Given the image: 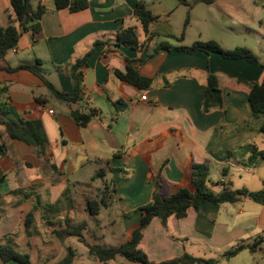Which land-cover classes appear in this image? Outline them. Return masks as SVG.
Segmentation results:
<instances>
[{"label": "crops", "instance_id": "obj_1", "mask_svg": "<svg viewBox=\"0 0 264 264\" xmlns=\"http://www.w3.org/2000/svg\"><path fill=\"white\" fill-rule=\"evenodd\" d=\"M10 1L0 0L2 28L15 18ZM139 1L87 0L85 9L72 12L68 8L55 9L54 0H32L33 10L38 6L46 9L37 21L39 31L34 35L23 32L14 51L0 59V89L4 88L0 105L12 108L23 119L41 121L47 138L46 155L38 158L27 144L8 139L0 124V144L6 148L5 155L0 157V197L4 211L0 218V238L15 236L18 251L29 255L31 264H59L67 257L68 249L74 253L71 264H95L86 261L85 254L104 264L91 257L77 239L67 237L60 241L54 235L53 228L85 219L87 196L101 197L105 193L109 197L100 207L99 215L89 221L88 228L94 238L84 232L87 241L94 244L106 237L98 231L102 225L95 220L114 206H119L123 221L124 229L119 237L124 241L130 236L140 216L129 214L149 202L158 174L166 189L176 191L189 177L192 164L206 163L209 168L221 167L219 181L208 183L217 188V192L212 190L214 194L230 184L227 177L233 172L257 175L264 185V161L247 167L248 155L244 149L254 145L264 151L256 143L262 135L256 132V124L246 126L251 117L247 96L254 84L262 81V69L245 61H229L202 52L191 55L178 51L154 52L163 42L175 46L168 42L174 38L173 26L169 14L161 19L145 3L157 19L150 26L155 35L144 47L147 36L134 16ZM197 4L205 5L211 20L221 24L225 18H233L241 25L251 19V25L243 28L255 32L260 38L257 44L264 46V0H213L211 4ZM223 26L220 27L228 29ZM128 28L137 32L138 43L142 45L137 49L115 44L116 36ZM210 40L214 39L202 42ZM97 42L102 43L101 47L81 69L83 93L77 104L56 100L31 71L11 70L20 65L40 66L42 74L58 91L72 95L70 67ZM128 67L147 84L137 88L117 77V73L125 74ZM207 73L217 79L222 108L204 115L201 87ZM144 95L146 101H141ZM116 103L121 106L115 107ZM76 109L83 114L95 110L98 115L85 126H79L70 116ZM234 150H241L243 155L236 158ZM87 153L93 155L91 162L98 169L87 182L71 181L77 170L82 169L81 158ZM28 171L33 172V178ZM18 190H27L31 196L21 201L13 194ZM65 190L72 195V205L65 200L57 203ZM246 190L253 192L249 187ZM258 205L259 208L245 209L240 202L203 203L199 213L189 210L182 219H168L167 228L154 218L143 231L139 247L155 263L171 258L168 256L188 254L207 260H217L210 256H218L220 264L226 259L223 255L242 244L245 237L252 238L264 230V204ZM32 210L35 219L28 238L24 223ZM108 225L114 226V221ZM238 241L241 242L234 247ZM184 243L191 247L186 248ZM80 247L82 252L78 250Z\"/></svg>", "mask_w": 264, "mask_h": 264}, {"label": "trees", "instance_id": "obj_2", "mask_svg": "<svg viewBox=\"0 0 264 264\" xmlns=\"http://www.w3.org/2000/svg\"><path fill=\"white\" fill-rule=\"evenodd\" d=\"M32 0H11L10 6L14 14V21L6 28L0 26V59L3 60L11 51L15 49L18 41L23 32L29 31L31 35H34L39 31L37 21H39L42 15L46 12V9L42 6H38L33 10L31 6ZM189 9L194 4L204 3L211 4L213 0H193L191 3L185 2V0H178ZM55 9L68 8L70 11L75 12L83 10L87 7V0H54ZM134 16L141 24L143 33L147 36L144 40V47L149 44L155 32L150 30V26L156 21V17L146 8L145 4L139 1L134 9ZM188 20H186L187 25ZM18 25V27L15 25ZM183 40V35L176 38L177 42ZM115 44L117 46L129 47L137 49L142 45L138 43V35L134 28H128L125 31L119 33L115 38ZM102 43H95L92 49L85 54L82 58L76 60L70 67L69 77L73 87V94L58 91L36 67H28L20 65L12 71L17 70H29L34 75L39 77L43 82L48 92L59 102L64 104H77L81 100V94L83 93V82L81 69L86 66L88 59L95 51L101 47ZM158 50H165L168 52L178 51L185 52L187 54H195L198 52L205 53L206 55H218L222 59L229 61H245L249 64L260 67L264 72V65H262L257 56L245 48H236L232 51L222 50L217 43L213 41L208 42H195L192 46H171L167 42L158 44L154 52ZM117 77L120 79L140 88L142 85L147 84L146 81L140 79L131 68H127L125 74L117 73ZM4 91V88L0 89V93ZM202 91V103L201 112L206 115L213 111L220 110L222 108V95L218 87L216 77L207 73L204 85L201 87ZM248 103L251 108V117L246 121V126L256 124V132L264 135V77L261 82L255 83L247 96ZM120 103H116L115 107H120ZM95 110H91L88 114H83L80 110H72L70 113L71 118L79 126H85L93 117L97 116ZM0 124L4 127L6 135L10 140L21 141L30 146L35 155L38 158H44L47 150V138L41 121L39 120H26L19 117L12 108L0 105ZM247 151V161L245 165L247 167H255L258 162L264 161V151H260L254 145H248L244 148ZM6 148L0 144V157L4 156ZM100 172L98 171V175ZM225 175V171H223ZM209 166L204 164H192L191 173L187 179L184 180V185L179 187L174 193L168 197H164L161 194V189L164 187L163 180L160 174L155 176V187L150 196L148 203L138 207L132 211L129 215L138 214L140 216L138 226L133 229L128 238L119 244L117 247H102L95 244H91L87 241L84 232H88L92 238L94 235L88 228L89 221H94L95 217L99 215L100 207L105 205L108 196L105 193L102 196L90 195L85 199L84 214L85 219H80L76 223H68L64 227L54 229V235L62 241L64 238L72 237L77 239L88 251V254L97 259L98 261L106 264L109 261L115 260L117 257H121L128 263L136 264H218L217 260H205L200 258H194L188 254H183L181 257L171 259L167 261H161L158 263H151L147 256L140 250V242L142 239L143 231L148 227L154 218L159 219L162 223H165L168 219L174 217L182 219L187 215L189 210H193L195 213H199V207L203 203L220 204H234L244 199H250L255 203L264 204V190L257 192H250L246 189H232L230 184L225 186L218 194H214L208 187L209 183ZM27 190H18L13 194L19 196L21 201L27 200L31 193ZM69 190H65L60 200L70 202L72 205L73 199ZM4 211L1 209V197H0V218ZM35 219V210L30 211L25 217V231L27 237L31 236L30 228ZM263 240L261 238L256 239L252 244H238L232 250L227 251L223 257L230 259L235 257L243 250H248L251 253H255L257 248L261 250L260 245ZM74 259V253L71 249H68L67 257L59 264H71ZM0 262L1 264H31L29 255L20 253L18 251V245L15 242V236L8 235L0 238Z\"/></svg>", "mask_w": 264, "mask_h": 264}, {"label": "rangeland", "instance_id": "obj_3", "mask_svg": "<svg viewBox=\"0 0 264 264\" xmlns=\"http://www.w3.org/2000/svg\"><path fill=\"white\" fill-rule=\"evenodd\" d=\"M142 3H145L148 8H151L153 11L157 13L161 17V19H165L166 17L164 14H169V18L171 21V24L173 26V37L168 40L172 45H182L186 47H190L197 42H202L203 40H206L208 38H212L217 45L225 51H232L236 48H245L252 52L255 56L259 57L260 62L264 63V46H259L256 40H259L255 34V32H251L249 30H245L243 26H250L251 25V19L245 20L244 25L238 24L235 19L231 18H225L223 23L221 24L220 21H212L211 16L207 12V8L205 5L197 4L193 5L192 9H189L188 6H179L178 0H140ZM193 0H188V3H191ZM237 11V10H236ZM186 20H188L186 25ZM228 27V29H223L220 26L221 25ZM223 26V27H224ZM254 29V28H252ZM183 35V40L181 42H177L175 38H178ZM208 42V41H206ZM204 43V42H202ZM34 65V64H33ZM35 66V65H34ZM38 70L43 71L42 67L35 66ZM86 133V131H84ZM257 138L260 140H263L261 143L260 140H257L256 143L259 144V147L264 150V135H259ZM256 138V139H257ZM254 139V140H256ZM253 140V141H254ZM251 142V140H250ZM94 153V149H91ZM242 150V149H241ZM241 150H234V156L236 158H240L243 153H241ZM103 156L104 153L100 152ZM101 156V157H103ZM106 156V155H105ZM109 158V156H107ZM93 155L87 153L86 155H83L81 159H83V166L82 169L77 170V173L74 174V176L70 179L71 181L75 180H83V182H87V178L94 173L98 168L97 165L92 163ZM78 164H80L78 162ZM214 168V166H210L209 171V182H217L220 179L219 172L221 170L220 165ZM29 173L30 178H33L34 175L32 174V171ZM255 172V171H254ZM227 181L230 182L231 188L238 190V189H248V187L253 192L264 190V185L261 181L258 180L257 175H253L251 173H237L233 172L230 173V176L227 177ZM155 182V180H154ZM209 189L214 192H217V188H213V186L208 184ZM212 191V192H213ZM175 191L173 189H166V187H163L161 189V194L164 197H168ZM240 203L243 204L245 209H251V208H259L258 203L253 202L250 199H244L240 201ZM82 202H80V205L82 206ZM119 206H114L111 211L104 214V216H100L95 221L96 224L102 225L101 227H97L98 231L100 233H105L106 237L103 241H97L94 243L95 245L102 246V247H117L119 244L123 242V238L121 239L119 237V234L123 233V221L121 219V211L118 209ZM237 211L234 212V216L236 215ZM86 216V214H84ZM229 219V218H228ZM112 221H114V226H109ZM161 222V221H160ZM162 223V222H161ZM165 228H167V221L165 223H162ZM106 225V226H104ZM126 225H124L125 227ZM261 238L263 240L262 244L260 245L261 250L257 248L255 253H251L248 250H243L242 252L238 253L235 257L230 258V260H222L220 264H264V230L258 232L255 236L251 237H245L242 244H252L255 239ZM239 242L233 244L235 247ZM179 244V243H178ZM186 248H190L189 243L183 244ZM81 251L80 249H78ZM141 250V249H140ZM142 251V250H141ZM82 252V251H81ZM78 253H80L78 251ZM142 253H144L142 251ZM166 253V252H164ZM145 254V253H144ZM173 257L168 256L171 258L164 259L165 261L176 259L181 257ZM167 257V256H165ZM211 259H217L221 260V258H218V256H210ZM162 259V258H161ZM207 260V258H201ZM84 260V259H83ZM85 260H91L92 262H95V264H100L97 261H94L92 258H90L87 254H85ZM161 261V260H159ZM151 263H155L154 261L150 260ZM109 264H127V262L121 258L117 257V259L113 262H110ZM129 264V263H128Z\"/></svg>", "mask_w": 264, "mask_h": 264}, {"label": "built area", "instance_id": "obj_4", "mask_svg": "<svg viewBox=\"0 0 264 264\" xmlns=\"http://www.w3.org/2000/svg\"><path fill=\"white\" fill-rule=\"evenodd\" d=\"M13 51H14V50H13ZM140 100H141V101H146V96H145V95H144V96H141V97H140ZM50 113H51V112H50ZM51 114H52V113H51Z\"/></svg>", "mask_w": 264, "mask_h": 264}]
</instances>
